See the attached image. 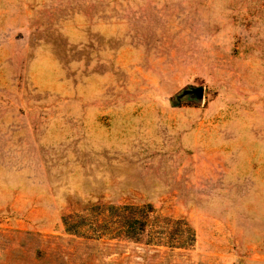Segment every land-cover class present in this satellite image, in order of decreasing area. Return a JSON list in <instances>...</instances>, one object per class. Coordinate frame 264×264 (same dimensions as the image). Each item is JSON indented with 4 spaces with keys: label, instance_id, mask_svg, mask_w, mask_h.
Listing matches in <instances>:
<instances>
[{
    "label": "rangeland",
    "instance_id": "1",
    "mask_svg": "<svg viewBox=\"0 0 264 264\" xmlns=\"http://www.w3.org/2000/svg\"><path fill=\"white\" fill-rule=\"evenodd\" d=\"M0 264H264V0H0Z\"/></svg>",
    "mask_w": 264,
    "mask_h": 264
},
{
    "label": "water",
    "instance_id": "2",
    "mask_svg": "<svg viewBox=\"0 0 264 264\" xmlns=\"http://www.w3.org/2000/svg\"><path fill=\"white\" fill-rule=\"evenodd\" d=\"M184 96H188L190 99H194V100H197L198 102H202L204 98V87L198 86V87H190V88L184 89L179 94V97L182 98Z\"/></svg>",
    "mask_w": 264,
    "mask_h": 264
}]
</instances>
